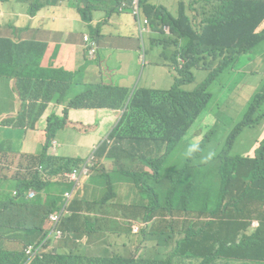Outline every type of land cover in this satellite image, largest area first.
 <instances>
[{"label":"trees","instance_id":"16d2710c","mask_svg":"<svg viewBox=\"0 0 264 264\" xmlns=\"http://www.w3.org/2000/svg\"><path fill=\"white\" fill-rule=\"evenodd\" d=\"M113 1L114 11L121 2L139 3L138 14L130 10L131 21L139 24L158 50L151 67L140 57V71L125 88L112 83L107 73L101 74L102 61L97 68L101 81L84 85L81 73L77 78L75 72L41 67L44 42L0 38V76L17 78L16 93L26 106L22 119L30 108L67 101L79 110L105 109L116 116L88 158L92 165H86L88 159L54 153L68 115L49 119L41 152L22 155L12 176L0 165V264H193L191 258L194 264H226V257L245 260L242 264L264 263V138L249 141L264 131V118H252L262 113L264 103V0H223L212 10L208 8L212 0H188V7L182 0L175 16L151 0ZM64 2L73 10L69 0ZM76 9L89 24L92 9ZM187 12L199 18L200 29ZM99 37V24L89 26L88 41ZM70 38L76 42L78 36ZM83 43L87 59L97 62L99 45L86 44L85 36ZM243 57L248 72L239 92H229L222 111L218 106L196 123H208L213 116V125L204 135L193 129L190 139L194 141L185 140L212 99L210 80L186 89L194 81L192 70L201 68L216 78ZM70 126L78 129L75 123ZM92 130L91 126L85 133ZM8 141L6 136L0 151ZM195 141L201 150L186 158L187 145ZM123 148L129 153L117 158ZM242 148L246 151L237 152ZM174 151L176 157L170 159ZM105 161L111 163L109 169ZM84 166L89 174L77 185L65 178ZM131 183L136 204H122L130 201L116 192ZM212 183L229 189L212 193ZM237 212L247 219L245 230L230 235L212 229V218L224 213L233 218ZM53 215L57 224L50 219ZM251 222L259 226L251 228ZM95 231L96 239L106 237L112 255H93L87 244ZM57 232L66 241L81 236L84 241L72 254H62L59 247L51 249L55 255L46 254ZM197 234L201 237L195 240ZM152 237L155 243L149 246ZM146 247L159 252L147 258L141 254Z\"/></svg>","mask_w":264,"mask_h":264},{"label":"crops","instance_id":"0c3cea01","mask_svg":"<svg viewBox=\"0 0 264 264\" xmlns=\"http://www.w3.org/2000/svg\"><path fill=\"white\" fill-rule=\"evenodd\" d=\"M12 1H15V3L6 5L4 8L9 13L19 12L20 14H14L18 22L28 20L37 30L49 32L57 38L58 43L56 47L49 42L43 43L46 45V49L41 61V67L61 68L68 72H75L77 78L80 77L81 73L84 85L96 84L101 81L100 74L97 70L101 61L103 63L109 62L113 64V66L106 68V71L111 82L116 85L119 83L126 84L138 75L141 62L137 67L135 62L137 59L140 61V58H137L135 54L125 62L123 61V67L118 60V57L121 56L120 50H128L126 45L125 47H118L122 42V36L126 35L129 38L128 42L132 50L141 48L135 39L129 37V35H131V28L129 24L126 23V19L123 18L126 12L119 11V9L114 11L121 16L116 22L112 21L111 17L109 21L105 17V22L117 28V37H119V40L112 41L110 38V42L107 43L103 36L97 38L96 41L100 47L98 53L100 58L96 62V60L87 59L85 47L81 45L84 44L83 37L89 36V26H94V24H98V22L92 18L88 25L85 24L76 9L77 7L84 9L85 6L90 9L92 7L90 4L91 0H69L73 10H69L66 7L65 0H59L55 5H53V2H56V0ZM98 1L105 2V9H108L107 4L109 2L113 4L114 8L116 6L113 0ZM181 1L182 0H151V3L166 7L173 15H176ZM222 1L223 0H212V4L208 6L209 10L220 5ZM46 2L48 5L44 6ZM123 3L126 2H121V4ZM10 7H14V11H11ZM27 7L30 10L29 15L24 11V8ZM186 15L191 18L193 26H196L198 29L201 28V26L197 24V19L199 18H195L194 14L190 12H187ZM38 25L40 26L38 27ZM72 34L78 36L76 42H72L70 38ZM4 35H10V32H6ZM0 38H8L15 43L20 41L39 42L36 40L16 39L10 36H1ZM118 48L120 50L113 52V50H117ZM135 53H139V51ZM99 56H97V58ZM65 62L67 64H65ZM152 62L153 61L150 62L149 67H151ZM16 92H18L17 78L14 76L11 78L0 76V146L6 136H8L9 139L5 149L0 151V160H6L4 162L6 166H9L12 161L21 159L22 155H37L41 152L45 142V127L52 116L59 119L68 115L65 126L59 131L56 140L57 147L54 149V153L59 157H70L82 160H87L89 158L90 151L99 145L109 127L116 122V116L113 114V111H106L105 109L79 110L71 108L69 103L56 104L54 102L46 104L45 107L37 106L36 108L34 107V109L30 108V113L25 119H22L21 114H23V110L26 109V106L19 99ZM25 103L27 104V101ZM39 104L40 103H37L36 105ZM20 120H24L27 123L23 124ZM70 123L78 125V129L72 128ZM91 126L93 130L85 133ZM22 127H24L23 131H12V128L17 129ZM262 138H264L263 130L258 135L256 141L260 142L263 140ZM211 220L212 229L214 228L221 231L226 230L230 235H233L239 230H245L247 225L246 217L238 212L233 218H229L227 213H224ZM250 226L251 228H256L259 226V223L251 222ZM205 235L207 238L212 237L208 234ZM200 237L201 234H197L195 240H198ZM105 239L106 237L102 235L95 240V244L91 248L94 256H110L114 253V249L106 244ZM252 254L256 255L257 253L253 252ZM244 261L245 260L231 259L229 257H226L225 260L226 264H242Z\"/></svg>","mask_w":264,"mask_h":264},{"label":"rangeland","instance_id":"374dc122","mask_svg":"<svg viewBox=\"0 0 264 264\" xmlns=\"http://www.w3.org/2000/svg\"><path fill=\"white\" fill-rule=\"evenodd\" d=\"M15 3V1L12 0H0V37L1 36H10V37H14L16 39H22V40H36V41H42V42H49L51 43L54 47L57 46V38H55L53 35H51L49 32H42L41 30H37L35 28V26L30 23L28 20H24L21 22H18V19L14 16V14H20L19 12H14V13H9L8 11L5 10V6L9 5V4H13ZM90 4L92 5V7L90 9H93V12L91 11V17L98 22L99 27H100V33L101 35L104 37L105 41L108 43L110 42V38L114 37L117 35V28L115 26L110 25L109 23L105 22V17L106 19L109 21V18L111 17L112 21H117L121 18V16L119 14H117L116 12H114V6L112 3H108L107 7L108 9H105V2H99L98 0H91ZM190 4V2L188 0H186V7H188V5ZM48 3H44V6H47ZM139 7V3L135 4L133 6V10L135 13H137V8ZM11 11H14V7H10ZM24 11L26 12L27 15L30 14V10L29 8H24ZM124 19H126V23L129 24L130 28H131V35H129V37L135 39V41L137 43H139V45L141 46V48H137L136 50H132L131 49V45L128 42V37L122 36V42L118 45V47L120 46H124L125 45L128 47V50H120L119 48L117 50H113V52H117L118 50L121 51V56L118 57V60L121 62V66L123 67V61L125 62L126 60H128L129 58H131L132 55H136L137 58H140L141 56L144 57V62H151L154 59H157V56L155 55L157 50V47L154 46V44L151 43V40L149 39V37L146 34H142L145 33L144 30L142 29L140 31V26L137 23H134L133 21H131L132 19V14L131 11H127L124 16ZM83 20V19H82ZM85 24H87L85 21H83ZM125 23V24H126ZM41 25V24H40ZM38 25V27L40 26ZM88 25V24H87ZM165 31H167V29H165ZM6 32H10V35H4V33ZM142 32V33H141ZM199 32H206V31H199ZM140 35H142V38L140 37ZM89 42L86 41V44H88ZM141 50V53H135ZM137 67L140 63V61L137 59V61L135 62ZM65 64H67L65 62ZM113 66V64L106 62L100 65L101 67V74H105L107 73L106 68ZM84 68V66H83ZM247 59L246 58H240V61L237 63V65L235 64V66L233 68H230L228 70L223 71L222 68L220 67V72L218 77L214 78L215 75H212V77H210V73L202 70L201 68H194L192 70L193 72V77H194V81L192 84L186 86L187 90H192L194 87L201 85L202 83H204L207 80H210V85H209V92L212 95V99L211 102L208 106L207 112L205 114H203L199 119L196 120V122L193 124V126L191 127V129L187 132V135L185 136V140H193L190 139L194 133L193 129L196 132H200L202 133V135H204L205 131H207L208 126L212 127L213 125V116L211 118V120L207 123V120L203 121L201 125L196 124L197 122H199L203 117H205L208 114H210V112L214 109H217L218 106L221 108L222 111V106L225 104V101L227 99V96L229 94V92L231 93H235V92H239V89L241 86H243L244 81L246 80V74H247ZM148 69H145V73L144 75H146ZM142 73V71H141ZM100 74V73H99ZM101 74L99 75L101 77ZM217 74V73H216ZM6 77L11 78L12 75L8 74ZM100 82V81H99ZM98 82V83H99ZM240 84H242L240 86ZM100 85H104L107 86V84H100ZM119 86H121L122 88H125V84L123 83H119ZM140 85V83H139ZM122 91V89L120 90ZM243 92V90H242ZM18 96V95H17ZM66 103H70L69 101H67ZM70 106V104H69ZM71 108H74L72 106H70ZM77 109V108H74ZM114 114V113H113ZM115 115V114H114ZM219 116L221 117L220 113ZM252 118H256L258 120L264 118V103L262 106V113L259 115H255ZM262 121H264V119H262ZM21 123L26 124L27 122L24 120H20ZM15 130L17 132L23 131L24 127L22 128H12V131ZM256 131V130H255ZM258 132V131H256ZM257 140V137L251 136L249 137V141H255ZM194 141V140H193ZM96 147L93 148L90 153H89V157L92 158L93 156V152L95 151ZM246 149H241V150H237V152H241V151H245ZM123 152L129 153V151H125V148L122 149V151H120L116 157L122 159L123 157H121V154ZM140 156V155H139ZM141 157V156H140ZM176 157V151H174L171 155H170V159H175ZM142 158V157H141ZM142 160H144V158H142ZM177 160V158H176ZM175 160V161H176ZM19 162V160H15L12 161V164L10 167L6 166L4 163H0V165L4 164L7 167V171H6V175H13V173L16 170L17 167V163ZM10 163V164H11ZM145 162L142 161L141 164H144ZM130 164V163H129ZM137 166L139 164V161L135 163ZM105 165L106 168L109 169L111 166V163H109L108 161H105ZM129 168H126V170H128ZM211 186L214 187V190L212 188H210V191H213L212 193H217L218 190L223 189V190H228L229 186H226L227 188L224 189V187H220L218 185H215L214 183L211 184ZM135 184H130L129 186L123 185V187L119 190H117L116 194L118 196H120L121 198H124L130 202H125L122 204H130V203H135ZM92 196H95L97 198V195L94 193H91ZM209 207H212V202L208 203ZM54 222L57 224L58 223V217L56 218V220H54ZM19 230H22V228H20ZM97 233L95 231V234H93V237L91 239V242H89L87 245L90 247H93L94 245V241L96 240V236ZM49 235L46 236V238ZM65 235L57 232L53 235V240L50 241V249L47 251L46 254H52L55 255L56 253L53 252L51 249L53 247L55 248H60L61 249V253L62 254H68L72 252H75V249H79V245L81 242L84 241V238L81 237H77L76 240H72L70 239V241H66L65 240ZM135 239V238H133ZM149 246L155 243V238H150L149 240ZM45 242V240H44ZM43 242V243H44ZM89 247V248H90ZM159 252V248H150V247H146L145 248V252L141 253L142 255L146 254L147 258L152 257V255L154 253H158ZM191 258V257H190ZM194 258H191L192 263Z\"/></svg>","mask_w":264,"mask_h":264},{"label":"built area","instance_id":"2783aa9c","mask_svg":"<svg viewBox=\"0 0 264 264\" xmlns=\"http://www.w3.org/2000/svg\"><path fill=\"white\" fill-rule=\"evenodd\" d=\"M137 4V2H134L133 4L130 5V10L134 13V14H138L139 11H138V8H137V13L134 12L133 10V6ZM125 8V5H123L121 8H120V11H122L123 9ZM85 40L88 41V37H85ZM89 42V41H88ZM89 44H91V42H89ZM92 45V44H91ZM96 46H98V43L96 44ZM91 54H93V51L91 50L90 52ZM86 165H92V159H88L86 161ZM89 174V167L87 166H84L81 170H77V169H74L72 172L70 173H67L65 174V178L69 181H73L76 185L79 183L80 179L82 176L84 175H88ZM28 197L29 198H32L33 197V193H29L28 194ZM56 216L53 215L51 216V220H56ZM33 247H30L28 248V251L32 250Z\"/></svg>","mask_w":264,"mask_h":264},{"label":"clouds","instance_id":"9594fccd","mask_svg":"<svg viewBox=\"0 0 264 264\" xmlns=\"http://www.w3.org/2000/svg\"><path fill=\"white\" fill-rule=\"evenodd\" d=\"M123 5H125V8L122 10L123 12H127V11L130 10V5H131V4H128V3L120 4V5L118 6L117 9H119V11H120V8H121ZM115 7H116V6H115ZM164 8H166V7H164ZM166 9L170 12V10H169L168 8H166ZM177 12H178V11H177ZM170 13H171V12H170ZM174 16H175V15H174ZM88 38H89V36H88ZM91 44H92V45H96V44H97V41H96V40L91 41ZM200 150H201V149H200V143H199L198 141H195V142L189 143V144L187 145V147H186L185 152H184V156H185L186 158H191V157H193L194 154H196V153L199 152Z\"/></svg>","mask_w":264,"mask_h":264}]
</instances>
